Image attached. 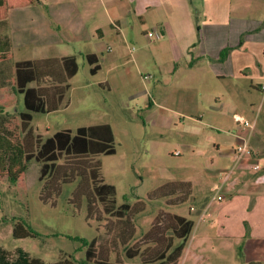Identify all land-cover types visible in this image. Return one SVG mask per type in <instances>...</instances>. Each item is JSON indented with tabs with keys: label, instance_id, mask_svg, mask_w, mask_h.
<instances>
[{
	"label": "rangeland",
	"instance_id": "1",
	"mask_svg": "<svg viewBox=\"0 0 264 264\" xmlns=\"http://www.w3.org/2000/svg\"><path fill=\"white\" fill-rule=\"evenodd\" d=\"M27 1L32 4H20V8L28 7L29 14L38 18L40 24L43 16L47 17V5L38 4L39 0ZM7 16L8 6L4 4L0 7V40L10 39ZM40 26L47 29L45 22ZM146 32L127 34L123 42L120 37L110 35L102 40L103 45L112 47L111 51H104V59H112L119 51L115 63L124 66L122 77L110 74L104 63L101 70L91 74L90 65L72 41L43 46L26 43L12 49L10 42L8 52L0 54V106L8 113L2 126L11 142L34 149L36 138L42 140L63 129L74 133L79 126L108 123L115 148L113 154L92 159L65 162L62 158L57 171L42 181H39L41 164L34 158L14 183L0 169V264H80L77 260L84 259L86 243L93 237L97 238L94 255L87 264H154L161 253L168 255L179 243L183 227L179 226L178 217L195 219L198 205L214 201L215 187L219 193V186L205 185L207 176L219 182L217 172L212 169L226 166L229 158L219 162L212 141L223 149L230 147L235 137L243 134L232 113L238 112L253 121L254 113L262 105L260 93L252 97L257 104L250 109L230 102L221 106L223 100L216 99L212 92L219 93L221 83L209 86L205 82L200 110L193 116L192 107L182 105L191 99L187 95L195 94L183 65H179L174 76H166L169 81L172 78L170 90L154 87L157 81L152 56L156 57L159 44L164 42L148 37ZM43 37L38 38L45 40ZM68 53L76 54L78 71L69 80L70 87L62 95L57 110L32 113L28 134L19 117L24 110L22 95L13 89L14 64L27 58L47 59ZM144 75L151 77L144 79ZM104 80H108L110 90L98 84ZM53 84L56 83L47 77L40 82L44 86ZM152 99L156 104L148 108ZM222 107L226 112L220 115ZM150 114L153 115L149 117ZM97 159L103 182L114 187L116 206L130 205L125 216L107 212L105 202L93 192L98 182L90 177L88 168ZM179 180H191L195 185L171 183ZM200 226L192 234L190 250L185 244L178 257L166 259L163 264L254 263L244 260L240 245H234V240L231 244L224 240L213 226H206L208 238L203 242L201 232L206 229ZM245 229L246 237V223Z\"/></svg>",
	"mask_w": 264,
	"mask_h": 264
},
{
	"label": "crops",
	"instance_id": "2",
	"mask_svg": "<svg viewBox=\"0 0 264 264\" xmlns=\"http://www.w3.org/2000/svg\"><path fill=\"white\" fill-rule=\"evenodd\" d=\"M4 4L8 6L7 19L11 24V49L26 43L43 46L56 41L71 44L72 41L77 44L81 56H96L97 71L104 63L103 67L106 64L110 74L120 77L125 68L115 63L119 51L112 59H104V51H111L112 47L103 45L102 40L110 35L120 37L119 41L123 42L127 34L144 35L146 27L156 29L160 36L154 39L164 43L160 42L156 57L151 54L154 55L157 81L154 87L170 90L172 78L169 81L166 76H174L179 65H183L189 72V87L194 89L195 94L187 95L191 99L181 103L192 107L193 113L190 114L193 116L200 110L205 82L209 86L221 83L219 93L212 90L216 99L223 100L221 106L230 102L250 109L257 104L252 97L260 93L262 105L252 117L253 128L250 131L240 129L264 170V92L259 88L264 84V0H39L38 4L47 5V17L43 16L40 24L38 18L29 14L28 7L20 8V4H32L27 0H6ZM44 22L47 29L40 26ZM41 36L45 40L38 38ZM227 46L231 47L228 55L223 61L218 60L220 51ZM75 48L73 46L74 51ZM64 56L76 59L75 53L46 58L60 60ZM195 59L199 61L194 63ZM99 83L110 90L108 80ZM145 93L148 94V90L145 89ZM167 97L170 98V94ZM155 104L152 99L148 108ZM222 109L220 115L226 112ZM237 113H232L233 120ZM238 139L236 136L234 143L224 149L221 144L212 141L217 160L220 162L229 158V163L212 169L217 172L219 182L208 175L205 185H218L223 199L203 201L196 207L199 212H194L195 219L187 217L194 225L185 247L190 250L195 228L213 226L224 240L230 244L234 240V245H240L244 260L264 264V183L257 182L259 173L251 169L250 157L235 160L232 150ZM179 181L195 185L191 180ZM208 230L201 232L203 242L208 238Z\"/></svg>",
	"mask_w": 264,
	"mask_h": 264
},
{
	"label": "trees",
	"instance_id": "3",
	"mask_svg": "<svg viewBox=\"0 0 264 264\" xmlns=\"http://www.w3.org/2000/svg\"><path fill=\"white\" fill-rule=\"evenodd\" d=\"M5 0H0V7ZM10 41L8 37L0 40V54L8 52ZM231 47H224L218 56V60L223 61L228 55ZM88 64L91 66L89 71L95 74L99 69L98 60L94 54H86ZM78 66L74 56H64L60 60L38 59V60H19L14 64L15 86L14 91L22 95L24 110L19 112L22 129L28 134L31 133L29 127L32 120V113H45L55 111L59 107L62 95L68 89V79L76 72ZM44 77L50 79L54 86L40 85ZM61 84V85H60ZM8 113L0 106V169L7 174L11 183H14L18 175L27 168V163L34 158L40 162L39 181L44 177H50L59 167L58 161L64 158L65 162L72 159L93 158L101 154H113V132L108 123L94 124L89 126H79L71 133L69 129L54 132L45 139L36 138L34 149H24L22 144L11 142L8 133L4 130L3 119ZM101 164L99 159L94 160L89 166L90 177L96 182L93 192L98 199L104 203L107 212L114 213L118 217L125 216L130 209L128 203L116 206L114 198V187L103 182L100 173ZM17 170V171H13ZM173 184H186L188 182L174 181ZM46 187V186H45ZM88 207L90 206L87 200ZM179 226L183 227L180 234V241L176 244L168 255L160 254L158 261L154 264H163L166 259H175L183 250L188 236L190 235L194 222L191 219L178 217ZM26 227L34 232L29 224ZM97 238L93 237L86 243L84 259L77 260L80 264H87L94 255V248Z\"/></svg>",
	"mask_w": 264,
	"mask_h": 264
},
{
	"label": "built area",
	"instance_id": "4",
	"mask_svg": "<svg viewBox=\"0 0 264 264\" xmlns=\"http://www.w3.org/2000/svg\"><path fill=\"white\" fill-rule=\"evenodd\" d=\"M146 35L148 37H151V38H158L160 36V32L157 31L156 29H153L151 31H147ZM150 77H151V75H144L143 76L144 79H147ZM259 88L262 92H264V84H261ZM234 120L236 123L239 124V126L242 130L247 129V128L250 130L254 126L253 122L245 119L241 115H234ZM237 137L239 138L238 139L239 142L234 145L233 150H232V153H233L235 160L238 161L244 157H250L251 159H253L252 165H251L252 170L254 172L259 173L256 180H257V182H264L263 167L260 165L258 159L254 156L253 150L248 146V143L246 140L247 137L242 136V135L237 136ZM175 152L177 153L178 151H175ZM215 190H217V192L215 195H213L212 200H216V201L222 200L223 196L220 193H218V187L217 186L215 187Z\"/></svg>",
	"mask_w": 264,
	"mask_h": 264
}]
</instances>
